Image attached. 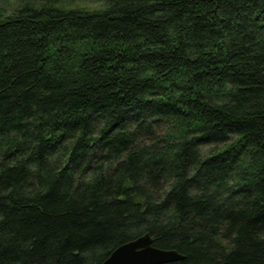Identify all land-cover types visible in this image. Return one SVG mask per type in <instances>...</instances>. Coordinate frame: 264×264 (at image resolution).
Returning a JSON list of instances; mask_svg holds the SVG:
<instances>
[{"label": "trees", "instance_id": "obj_1", "mask_svg": "<svg viewBox=\"0 0 264 264\" xmlns=\"http://www.w3.org/2000/svg\"><path fill=\"white\" fill-rule=\"evenodd\" d=\"M17 1L0 264H103L146 234L169 264H264V0Z\"/></svg>", "mask_w": 264, "mask_h": 264}, {"label": "water", "instance_id": "obj_2", "mask_svg": "<svg viewBox=\"0 0 264 264\" xmlns=\"http://www.w3.org/2000/svg\"><path fill=\"white\" fill-rule=\"evenodd\" d=\"M184 259L176 250L154 247L151 236L146 234L119 246L103 264H169Z\"/></svg>", "mask_w": 264, "mask_h": 264}, {"label": "rangeland", "instance_id": "obj_3", "mask_svg": "<svg viewBox=\"0 0 264 264\" xmlns=\"http://www.w3.org/2000/svg\"><path fill=\"white\" fill-rule=\"evenodd\" d=\"M77 5H86L89 6L91 9L100 8L103 6V2L101 0H75ZM0 6L6 10L8 13L11 12L13 7L17 6L19 2L17 0H11V1H0Z\"/></svg>", "mask_w": 264, "mask_h": 264}]
</instances>
